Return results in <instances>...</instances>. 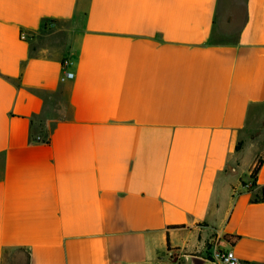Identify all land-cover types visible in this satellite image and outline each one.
I'll use <instances>...</instances> for the list:
<instances>
[{"label":"crops","instance_id":"crops-1","mask_svg":"<svg viewBox=\"0 0 264 264\" xmlns=\"http://www.w3.org/2000/svg\"><path fill=\"white\" fill-rule=\"evenodd\" d=\"M217 242L264 264V0H0V264Z\"/></svg>","mask_w":264,"mask_h":264},{"label":"built area","instance_id":"built-area-1","mask_svg":"<svg viewBox=\"0 0 264 264\" xmlns=\"http://www.w3.org/2000/svg\"><path fill=\"white\" fill-rule=\"evenodd\" d=\"M64 69L63 80L73 79L74 73L68 70V67L71 65V60L65 59L62 63ZM212 258L214 261H217L219 264H240L241 261L238 258L236 252L233 249H223L219 247L218 242L214 247L212 252Z\"/></svg>","mask_w":264,"mask_h":264},{"label":"trees","instance_id":"trees-1","mask_svg":"<svg viewBox=\"0 0 264 264\" xmlns=\"http://www.w3.org/2000/svg\"><path fill=\"white\" fill-rule=\"evenodd\" d=\"M262 163H263V160L260 159L258 164H257V166L255 167V169L252 172V175H251L252 178H255L257 176V174L259 173V170H260V168L262 166Z\"/></svg>","mask_w":264,"mask_h":264}]
</instances>
